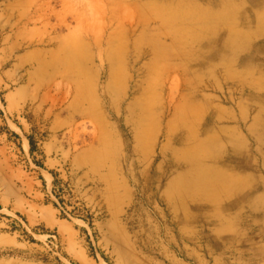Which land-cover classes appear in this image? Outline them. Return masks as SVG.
I'll list each match as a JSON object with an SVG mask.
<instances>
[{
    "label": "rangeland",
    "instance_id": "374dc122",
    "mask_svg": "<svg viewBox=\"0 0 264 264\" xmlns=\"http://www.w3.org/2000/svg\"><path fill=\"white\" fill-rule=\"evenodd\" d=\"M0 264H264V0H0Z\"/></svg>",
    "mask_w": 264,
    "mask_h": 264
},
{
    "label": "bare ground",
    "instance_id": "6f19581e",
    "mask_svg": "<svg viewBox=\"0 0 264 264\" xmlns=\"http://www.w3.org/2000/svg\"><path fill=\"white\" fill-rule=\"evenodd\" d=\"M233 16H230L229 13L221 14V19L223 22L233 21ZM189 190V189H187Z\"/></svg>",
    "mask_w": 264,
    "mask_h": 264
}]
</instances>
